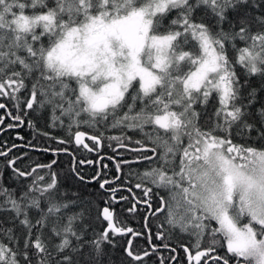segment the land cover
Masks as SVG:
<instances>
[{
	"label": "trees",
	"instance_id": "1",
	"mask_svg": "<svg viewBox=\"0 0 264 264\" xmlns=\"http://www.w3.org/2000/svg\"><path fill=\"white\" fill-rule=\"evenodd\" d=\"M142 2L0 0V264H187L185 247L206 250L207 264H264L230 248L190 194L196 147L247 168L264 154V0L168 2L150 15L151 33L171 39L173 61L151 88L133 78L115 104L92 110L88 77L59 72L48 54L70 27ZM206 43L219 64L188 88ZM78 130L101 146L76 142ZM181 189L194 219L180 212ZM105 206L132 231H106Z\"/></svg>",
	"mask_w": 264,
	"mask_h": 264
},
{
	"label": "rangeland",
	"instance_id": "2",
	"mask_svg": "<svg viewBox=\"0 0 264 264\" xmlns=\"http://www.w3.org/2000/svg\"><path fill=\"white\" fill-rule=\"evenodd\" d=\"M170 1L183 0H146L127 8L122 18L112 13L110 17L100 16L70 27L49 52L48 59L59 72L88 77L81 84V95L95 111L115 104L133 78L138 77L149 89L164 65L172 60L168 55L171 39L151 33L150 15ZM203 52L202 60L185 79L188 88L202 86L211 69L219 64L210 44L204 45ZM221 84L226 88L223 81ZM154 120L166 127L175 124L167 114H158ZM190 156L194 166L190 175L195 180L191 196L217 220L226 232L230 248L264 258V154L252 168L207 144L191 150ZM177 195L181 196V214L194 219L191 204H184V191L179 190ZM241 216L248 220L243 225ZM257 239L262 241L256 244Z\"/></svg>",
	"mask_w": 264,
	"mask_h": 264
},
{
	"label": "water",
	"instance_id": "3",
	"mask_svg": "<svg viewBox=\"0 0 264 264\" xmlns=\"http://www.w3.org/2000/svg\"><path fill=\"white\" fill-rule=\"evenodd\" d=\"M85 137H89L91 139H95L97 141L100 142V139L99 137L97 136H93L85 131H78L75 135V140L77 142L81 141V139H83V142L85 141ZM164 207V203L162 202V205L160 208H158L156 210L155 213H158L160 212ZM102 216L103 218H105L107 221H108V225L106 227V230L109 231V230H113L115 233L117 234H124V233H127V232H130L132 229L131 228H127V229H121L119 228L116 223H115V220H114V212L110 210L109 207H104L103 210H102ZM186 251H187V257L189 256V260L191 261V259L193 258L195 260L196 263H198V261L200 262L203 258V256H205L207 254L206 250H202V251H199L197 252L196 254L192 255L189 248H186Z\"/></svg>",
	"mask_w": 264,
	"mask_h": 264
},
{
	"label": "flooded vegetation",
	"instance_id": "4",
	"mask_svg": "<svg viewBox=\"0 0 264 264\" xmlns=\"http://www.w3.org/2000/svg\"><path fill=\"white\" fill-rule=\"evenodd\" d=\"M95 141V140H94ZM81 142H83V139H81ZM97 142V141H96ZM83 144H84V146H86L87 148H89L90 147V145H89V143H88V141H87V138L85 139V141L83 142ZM116 189H118V188H116ZM110 191H112V190H110ZM114 193H116V192H114ZM112 198H114L117 202H120L121 200H122V198H115L114 196H113V194H112ZM109 207V206H108ZM110 208V207H109ZM134 208H135V210L137 209V207L135 206V204H134ZM141 208H143V207H141ZM111 209V208H110ZM150 211H151V208H150ZM185 252H186V250H185ZM196 252H192V255L193 254H195ZM207 254H208V252H207ZM207 255H205L203 258H202V260L199 262L198 261V263H196L195 262V260L192 258L191 259V261L189 260V256L187 257V252H186V256H185V258H186V261H187V264H207L208 263V260H204V258L206 257ZM212 258H217L218 256L217 255H212L211 256Z\"/></svg>",
	"mask_w": 264,
	"mask_h": 264
},
{
	"label": "bare ground",
	"instance_id": "5",
	"mask_svg": "<svg viewBox=\"0 0 264 264\" xmlns=\"http://www.w3.org/2000/svg\"><path fill=\"white\" fill-rule=\"evenodd\" d=\"M155 83V81L153 82V84ZM153 84H151V86H149L148 88H151L153 86ZM177 220V218H175Z\"/></svg>",
	"mask_w": 264,
	"mask_h": 264
}]
</instances>
